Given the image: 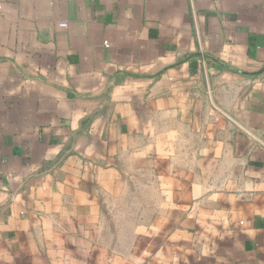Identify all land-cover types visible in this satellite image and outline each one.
I'll use <instances>...</instances> for the list:
<instances>
[{
	"label": "crops",
	"instance_id": "crops-1",
	"mask_svg": "<svg viewBox=\"0 0 264 264\" xmlns=\"http://www.w3.org/2000/svg\"><path fill=\"white\" fill-rule=\"evenodd\" d=\"M0 264H264V0H0Z\"/></svg>",
	"mask_w": 264,
	"mask_h": 264
}]
</instances>
